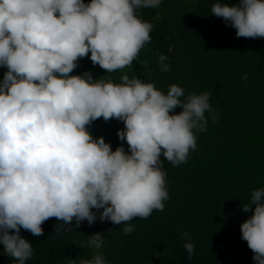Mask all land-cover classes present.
I'll return each mask as SVG.
<instances>
[{
    "label": "clouds",
    "instance_id": "clouds-1",
    "mask_svg": "<svg viewBox=\"0 0 264 264\" xmlns=\"http://www.w3.org/2000/svg\"><path fill=\"white\" fill-rule=\"evenodd\" d=\"M161 3L0 0V67L7 69L0 81V244L16 264L34 255L21 229L42 236L49 219L58 221L57 236L71 231L73 222L97 219L123 224L127 236L135 231L134 218L163 212L169 193L161 156L174 167L187 163L209 117L218 122L209 92L185 96L183 87L171 84L165 94L128 74L119 82L93 79L90 72L71 75L89 53L106 73L131 66L154 27L139 10ZM210 11L237 38L264 39V0H216ZM156 55L160 71H170L169 57ZM100 118L123 122L117 136L128 151L123 144L113 151L103 136L93 137L88 126ZM241 207L253 213L240 226L241 238L255 264H264V187L252 190ZM181 238L191 260V234ZM79 246L92 249L91 258L66 264H109L102 233Z\"/></svg>",
    "mask_w": 264,
    "mask_h": 264
},
{
    "label": "trees",
    "instance_id": "trees-1",
    "mask_svg": "<svg viewBox=\"0 0 264 264\" xmlns=\"http://www.w3.org/2000/svg\"><path fill=\"white\" fill-rule=\"evenodd\" d=\"M215 2L162 0L158 8L140 9V17L154 25L152 40L131 66L106 73L92 64L89 53L71 73L90 72L93 79L110 77L115 82L124 74L136 75L165 94L171 84L183 87L185 96L211 93L209 102L219 113L218 122L213 124L209 117L207 130L197 133L198 147L187 163L174 167L161 156L169 193L164 211L154 210L147 219L134 218L135 231L127 236L123 224L99 219L91 225L73 222L71 231L59 236L55 218L42 225L44 234L39 237L21 229L34 249L26 264L91 258L92 249L79 245L97 232L104 237L101 251L109 264H255L240 226L253 214L243 212L241 206L249 202L252 190L264 187V39L237 38L234 28L211 14ZM156 53L169 57L170 71H160ZM6 71L0 67V81ZM88 127L94 138L103 136L113 151L121 144L128 151L126 141L117 136L123 122L100 118ZM185 231L195 245L191 260L181 238ZM0 264H16L4 254L2 244Z\"/></svg>",
    "mask_w": 264,
    "mask_h": 264
},
{
    "label": "rangeland",
    "instance_id": "rangeland-1",
    "mask_svg": "<svg viewBox=\"0 0 264 264\" xmlns=\"http://www.w3.org/2000/svg\"><path fill=\"white\" fill-rule=\"evenodd\" d=\"M155 261L161 263V260L159 258H156Z\"/></svg>",
    "mask_w": 264,
    "mask_h": 264
}]
</instances>
